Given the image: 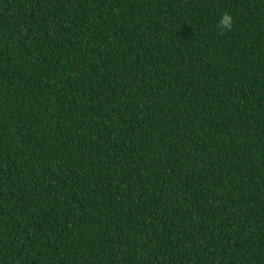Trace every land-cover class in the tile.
<instances>
[{"label": "trees", "instance_id": "16d2710c", "mask_svg": "<svg viewBox=\"0 0 264 264\" xmlns=\"http://www.w3.org/2000/svg\"><path fill=\"white\" fill-rule=\"evenodd\" d=\"M0 264H264V0H0Z\"/></svg>", "mask_w": 264, "mask_h": 264}, {"label": "clouds", "instance_id": "9594fccd", "mask_svg": "<svg viewBox=\"0 0 264 264\" xmlns=\"http://www.w3.org/2000/svg\"><path fill=\"white\" fill-rule=\"evenodd\" d=\"M218 23L222 30L230 31L233 26L234 20L230 14L225 13L221 16Z\"/></svg>", "mask_w": 264, "mask_h": 264}]
</instances>
